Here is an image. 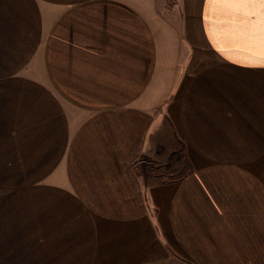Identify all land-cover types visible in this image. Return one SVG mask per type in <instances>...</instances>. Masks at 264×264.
<instances>
[{
	"label": "crops",
	"instance_id": "0c3cea01",
	"mask_svg": "<svg viewBox=\"0 0 264 264\" xmlns=\"http://www.w3.org/2000/svg\"><path fill=\"white\" fill-rule=\"evenodd\" d=\"M0 264H264V0H0Z\"/></svg>",
	"mask_w": 264,
	"mask_h": 264
}]
</instances>
